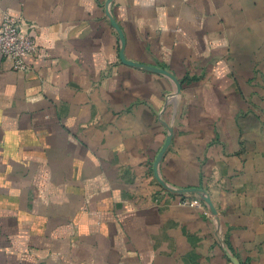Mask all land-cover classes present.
Masks as SVG:
<instances>
[{
    "label": "crops",
    "instance_id": "crops-1",
    "mask_svg": "<svg viewBox=\"0 0 264 264\" xmlns=\"http://www.w3.org/2000/svg\"><path fill=\"white\" fill-rule=\"evenodd\" d=\"M108 2L0 0V264H264V0Z\"/></svg>",
    "mask_w": 264,
    "mask_h": 264
},
{
    "label": "built area",
    "instance_id": "built-area-1",
    "mask_svg": "<svg viewBox=\"0 0 264 264\" xmlns=\"http://www.w3.org/2000/svg\"><path fill=\"white\" fill-rule=\"evenodd\" d=\"M39 50L36 38L22 28L21 20L6 14L0 26V58L12 60L16 70L29 69L27 58L35 55ZM183 205L198 206L201 199L198 197H184Z\"/></svg>",
    "mask_w": 264,
    "mask_h": 264
},
{
    "label": "water",
    "instance_id": "water-1",
    "mask_svg": "<svg viewBox=\"0 0 264 264\" xmlns=\"http://www.w3.org/2000/svg\"><path fill=\"white\" fill-rule=\"evenodd\" d=\"M111 1L112 0H109L108 3H110ZM109 15H110V19H111L112 24L118 30L119 35H120L121 40H122V48H121V52H120V56H121L122 61L125 62V63H128V64H131V65H135L136 63H134L132 61H129V60H127L125 58V54H124V48H125V45H126L125 35H124L121 27L119 26V24L116 22L115 18L110 13H109ZM141 65H143V64H141ZM152 69H154L157 72H161V73L167 74L168 76H170V77L174 78L175 80H177V78L171 72H169L168 70L161 69V68H156V67H152ZM180 87H181V85L179 84V88ZM171 138H172V133L170 134L165 146L161 150L158 159H160L163 156L166 148L169 146V144L171 142ZM189 191L197 192V191H202V190L200 188H193V189H190ZM201 195L204 198V200H206L208 202V204L212 207L213 205H212L211 199L206 194H201Z\"/></svg>",
    "mask_w": 264,
    "mask_h": 264
}]
</instances>
